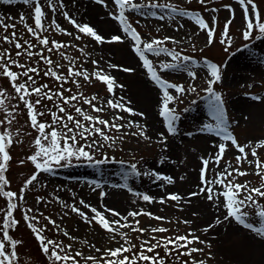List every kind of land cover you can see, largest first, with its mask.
I'll list each match as a JSON object with an SVG mask.
<instances>
[{
  "label": "rangeland",
  "instance_id": "rangeland-1",
  "mask_svg": "<svg viewBox=\"0 0 264 264\" xmlns=\"http://www.w3.org/2000/svg\"><path fill=\"white\" fill-rule=\"evenodd\" d=\"M133 2L141 5L172 4L178 9L177 13L171 15L169 9H153L151 7H143L139 10L126 9L125 12L143 42H149L153 38L163 40L165 37H171L172 39L166 40L163 46L169 51L179 53L181 57L191 58L189 61L178 62L173 61L172 57L166 53H161L160 56L146 53L163 79L169 83L182 85L186 89L183 94L177 93L175 89H169L170 93L176 97L169 107L175 108L176 115L179 117L175 121L177 129L175 134L167 132L164 118L159 115L162 90L150 80L146 69L142 67V62L133 49L134 42L122 33L118 21L109 16L110 12L118 14L113 0H105L107 7L97 3L96 0H63L65 6L63 9H59V0H56L57 11L55 13L47 8V0H41L42 7L45 9L44 23L47 31H37L42 37H48L49 47L52 46L51 41L53 40L68 45L58 51L54 49L52 52H48L47 48L39 45L24 26L25 23L32 27L35 26L32 18L34 5H25L23 0H15L12 4L0 0V16L4 17L6 24H15V28H9L7 32L0 27V52L7 50V54L12 59H16L28 67L39 69V75L30 74L36 80V84L33 86L47 84L49 89L54 92L63 91L64 96L83 93L85 97L91 98L96 95L98 99L94 103L97 106L105 107L101 113L93 112L91 107L84 105L82 101L73 103L77 107H82L88 114L99 116L110 122L114 115L123 116L124 119L116 121V123L127 124L128 121L138 123L144 127L145 135L148 137L145 139L141 136H132L130 133L137 131L135 127L122 128L119 132L105 129L108 135L116 138L115 143L113 144L111 140L104 141L96 136L94 139L98 141L97 146L85 149L93 154L95 160L106 157L107 160L104 164L96 165L84 160H73L72 164L67 167L53 166L51 172H41L37 181L26 187V181L37 171L28 157L36 151L34 140L38 133L30 126L27 109L18 99L10 80L0 76V91H3L7 97L5 107L15 116L11 125L5 123L0 126V131L7 129L13 138V143L8 149L12 159L9 161L8 170L5 173L9 183L4 189L17 193L13 202L18 207L14 210L13 216L19 223L15 228L9 229V232L14 239L22 243L16 248L17 257L13 264H53L48 256L41 251L39 242L24 220V213L29 208L33 210L29 215L39 217V224H36L35 221L33 224H36L37 227L47 225L43 232L46 239L63 242L64 245L71 244L70 250L65 249L69 255L75 256L76 252L83 253L82 256L76 257L79 264H92V261L85 259L88 256H95L97 260H100L105 249L118 247L124 241L119 235H116L115 241L111 240L110 236L114 234L103 230L95 222L89 225L78 214L71 212L70 208H65L62 205L75 204L90 218L93 215L90 209L79 203L80 200H83L86 205L103 212L107 219H119L99 205V202L111 201V199L117 203L111 202L109 206L115 207L113 210L121 213V216H126L130 211L143 209L146 212H151L154 216L165 218L161 221L140 215L135 218V220H139L140 228L165 227L168 229L166 233L148 231L143 234L134 233L131 228L121 229L128 234L132 244L136 245L133 253L124 255L131 256L139 252L141 241L150 240L153 235L157 238L172 237L186 235L191 231L205 243H194L189 247H196L203 251L177 258L178 252L166 255L163 248H157L156 252L164 258L165 264H185V262L186 264H195L201 260L205 264H264V238L257 236L253 231L244 228L231 218L215 225L208 232H204L203 229L209 223H214L217 216L223 220L226 209L216 207V202L208 201L204 194L194 197L189 195L199 191L201 158L211 160L218 151L219 143L228 144V148L219 167L214 162L209 164L208 178H214L215 173L218 170H223L226 164L230 163L232 167H236L235 157L239 155L230 142L223 141L221 136H217L215 132H210L205 128L208 124L213 126L216 124L215 119L209 114V94L204 91L208 86L207 80L210 78L203 66L205 61L222 66V79L213 85V89L222 96L225 121L230 133L240 145L249 142L254 145L256 142L264 140V37L257 39L256 37L260 34L258 31H254L250 40L243 39L244 21L242 10L236 0H206L203 5L199 3V0H133ZM255 3L262 21H264V0H255ZM225 5H231L234 9V17ZM180 9L200 14L210 26L211 18H216V33L213 43H207L206 34L190 17L180 15ZM213 9H217V11H213ZM62 11H67L79 24L90 25L106 40H109L112 35H122L123 41L96 43L92 38L79 33L69 24L61 14ZM153 11L156 12L155 16L150 14ZM22 13L25 15L24 22L20 20ZM162 15L164 19H160ZM53 19L62 29L72 32L73 35L68 36L63 32L56 31L54 27H49ZM227 19H233V23L229 25L228 29V34L231 37L230 46L221 43V40L225 39L223 30ZM13 31L20 43L23 44L24 40H28L35 45L31 49L34 53L43 50L42 54L53 61L51 67L58 74L67 76L70 62L75 61L77 69H86L90 74L97 68L103 69L106 74L115 78L117 84L123 85V88H116L115 95H112L107 92L105 84L94 78L89 82L82 77H75L64 83L44 76V71L49 67L44 61L37 56L32 58L16 57L17 49H15L14 42L9 43L3 40L5 35L11 38ZM76 35H80L81 39H74ZM61 52L64 53L63 56L60 55ZM93 60L98 64H92ZM163 63H180L181 68L163 70L161 69ZM112 64L118 67L111 68ZM56 65H60V67L57 68ZM185 66H187V70H184ZM11 67L17 73L23 71L14 65ZM122 68H130L134 71L124 72L121 70ZM188 71L196 73L195 79L188 74ZM26 79V77H20L17 82L23 83ZM72 79L79 81L80 88L72 83ZM62 83L63 88H61ZM189 87H195L196 91H187ZM67 89H71V92ZM147 90L154 93L153 97L147 94L143 95ZM256 96L261 99H253ZM121 97L124 98L122 102L135 112L143 113V116L131 115L106 107L108 99L116 100ZM29 99L34 102L38 97L33 95ZM56 103L62 102L54 98L53 101L42 100L41 105L37 106L38 111L45 113L43 117L39 118L41 122L51 123V115L48 110L56 111ZM145 106L152 108L159 129L157 131L164 133L167 138L163 144L158 142L160 133L153 132V124L150 122L148 114L146 115ZM67 111L78 119H82L75 113L74 108L68 107ZM6 115L7 113L0 109V119H4ZM124 133L129 134L124 135ZM90 142L91 140L79 141L80 144ZM257 153L260 160L264 161V148L257 149ZM248 158L249 160L254 159L250 154ZM21 160L24 161L23 164L20 163ZM132 164H136V171L140 173L139 175L131 174ZM240 168L248 171L249 174L244 177H236L235 182H247L250 187L260 186L262 181L259 176L255 175L254 166L244 163L240 165ZM146 172L171 176L174 182L168 184L164 180H156L155 176L145 175ZM21 189H24L23 200L19 199ZM216 190L220 191L219 188ZM101 192L105 193L103 197ZM137 193L140 195H136ZM169 193L179 194L182 199L180 201L167 200L161 204L159 200ZM144 194L153 197V202L143 201L142 195ZM37 197L42 198L40 203H37ZM255 199L260 206H264V198L255 197ZM0 209L5 211L7 209V198L3 196H0ZM244 210L248 213L246 221L260 220L258 216L254 215L259 211L258 207L247 206ZM3 215L4 212L0 211V225H2ZM44 217L55 220L61 230L48 224ZM185 220L191 223H183ZM129 222L134 224V219L129 217ZM260 226L261 224L254 223V227ZM64 230L69 233L68 237L63 235ZM71 237H75V239H71ZM0 238H2V233H0ZM97 248L101 251L97 252L95 250ZM179 251L183 252L186 249ZM63 254L61 253V255ZM146 254L153 255L154 253ZM140 264H144V262H140Z\"/></svg>",
  "mask_w": 264,
  "mask_h": 264
},
{
  "label": "snow or ice",
  "instance_id": "snow-or-ice-1",
  "mask_svg": "<svg viewBox=\"0 0 264 264\" xmlns=\"http://www.w3.org/2000/svg\"><path fill=\"white\" fill-rule=\"evenodd\" d=\"M15 0H4V3L12 4ZM97 3L104 5L107 7L105 0H96ZM206 0H199L200 4H205ZM25 5H34L32 8V18L34 19V27L29 26L27 23L24 24L27 32L34 37L39 45L47 48L48 52H52L55 50H60L61 48L68 47L67 44L57 42L55 40L51 41V47H49L50 41L47 36H41V32L47 31V28L44 23L45 18V9L42 7L41 0H23ZM113 3L118 9V14H114L112 12L109 13L114 20L118 21L120 29L123 34H126L131 38L133 43V49L136 55L139 57L142 62V67L146 69V72L151 81L162 90L161 97V107L159 111V115L164 118L166 123V129L169 134H175L177 129L175 127V121L179 119L176 115L175 108L169 107V105L176 99V97L170 93L169 89H175L177 93L183 94L186 89L182 85H177L173 83H169L167 80L163 79L160 74H158L156 68L153 66L151 60L148 59L146 53H152L155 56H160L161 53H166L167 55L172 57L173 61H189L191 58L188 56L181 57L179 53L169 51L166 47H164V42L166 40L172 39L171 37H165L163 40L160 39H151L149 42H143L141 40L140 34L137 32L136 28L132 26L129 22L128 17L125 12L127 10H139L143 7H151L153 9H169L170 15L177 13L178 9L172 4H157L152 3L150 5H141L138 3H134L133 0H113ZM237 5L242 10V18L244 21V29L242 31V36L244 40H250L253 36L254 31L259 32V36L256 37L259 39L260 37H264V21H262L260 12L258 10V6L255 3V0H236ZM59 9H63L64 3L63 0H59ZM226 8L229 9L230 12L233 13L234 17V9H232L231 5H225ZM47 8L50 9L53 13L57 11V3L56 0H47ZM251 8V12H250ZM213 11H217V9H213ZM79 33L92 38L96 43L103 44L113 43V42H122V35H112L109 40H106L105 37L99 35L97 31L88 24H79L74 18H72L67 11H62L61 13ZM151 15L155 16L156 12H151ZM179 14L182 16L190 17L191 20L199 27L201 31L206 34L207 43H213L214 35L216 33V18H211V26L198 13L189 12L183 9L179 10ZM160 19H164V16H160ZM21 22L25 21V15L22 13L20 15ZM233 23V19H227L224 25L223 35L225 37L224 40H221L222 44H231V37L228 34L229 25ZM0 27L4 29L5 32L9 28H15V24H6L4 22V17L0 16ZM49 27H54L56 31L63 32L68 36H72V32H68L65 29H62L61 26L53 19L51 25ZM74 39H81L80 35H76ZM3 40L9 43L14 42L16 57L27 56L28 58H32L34 56L39 57L40 60L44 61L49 67L46 71H44V76L52 77L57 82L67 83L70 78L82 77L85 81L91 82L94 78L103 84L106 85L107 92L115 95L116 88H123V85H119L116 83V80L113 76H110L105 73L103 69L97 68V70L93 71L91 74L86 69H77L75 67V61L70 62V66L67 70V76L58 74L56 70H53L51 67L53 61L44 56L41 50L40 52H33L31 49L35 47L34 44L30 43L28 40H24L23 44L20 43L16 39L15 31L12 32L11 38L8 35L3 37ZM27 45V47H25ZM247 47V45H245ZM83 51V49H81ZM61 56L64 55L63 52L60 53ZM68 59V57H65ZM92 64L97 65L98 62L93 60ZM193 64L195 62L193 61ZM16 66L19 69H22L20 73L12 70L11 66ZM204 68L207 70L209 74V79L207 80V87L204 89L209 94L208 99V108L209 114L215 119L216 124L213 126L212 124H208L205 128L210 132H215L217 136H221L223 141L230 142L231 146H233L239 155L235 157L236 167H232L231 164H226L223 170H218L215 173L214 178H208L207 173L209 172V164L214 162L217 167H219L221 161L224 158V154L228 148V144L219 143L217 145L218 151L216 154L210 159L201 158L202 167L200 169V185L199 191L192 192L190 196H199L201 194L205 195V198L208 201L216 202V207H223L226 209V213L223 216V220L217 216L214 223H209L207 227L203 229L204 232H208L215 225H219L224 221H228L230 218L236 221L239 225H242L244 228L253 231L257 236L264 238V206H260L255 197L264 198V161H261L257 149L264 148V140H260L256 142L254 145L252 142H249L245 145H240L235 137L228 130L226 121H225V112L223 108V100L220 93L215 92L213 89V85L220 82L222 79L221 65H217L215 63H210L205 61ZM57 68L60 65H56ZM111 68H117L118 66L115 64L110 65ZM180 63H163L161 64V69L163 70H176L180 69ZM124 72L134 71L130 68H122ZM184 70H187V66L184 67ZM39 75V69L36 67H28L26 64L19 63L18 60L12 59L8 54L7 50L5 52H0V76L6 77L10 80L12 84V88L14 89L17 97L20 101L23 102L24 107L27 109V115L30 122V126L36 130L38 135L34 140V145L36 151L33 155L28 157V160L32 162L35 169L37 170L31 177L26 181V187L28 185H32L33 182L37 181L38 175L41 172H51L53 166L58 167H67L72 164L73 160L80 161L84 160L91 164H104L107 160L100 159L95 160L92 153L86 151V148H94L97 146L98 141L94 139V137L99 136L104 141L111 140L113 144L115 143V139L112 136L108 135L105 131L107 130H116L119 132L122 128H131L135 127L137 131H133L130 134L132 136H141L145 139L148 137L145 135L144 127L138 123L133 121H128L127 124H119L116 121L123 120L124 117L120 115H114L112 121L110 122L107 119H102L99 116H93L88 114L82 107H77L73 102L82 101L84 105H88L91 107L92 111L95 113H101L105 110L104 106H97L94 101H97L98 97L93 95L91 98L85 97L83 93H77L70 96H64L63 91H52L49 89L47 84H43L40 86H33L36 84V80L33 75ZM188 74L195 79L196 73L192 71H188ZM20 77H26V81L23 83H18L17 81ZM30 82V83H29ZM72 83L76 85L77 88H80V83L76 79H72ZM61 88H63V83L61 84ZM67 91L71 92V89H67ZM187 91L195 92V87H189ZM35 95L38 97L34 102H32L29 97ZM6 94L3 91H0V109H3L7 115L4 119H0V126L7 123L11 125L15 116L12 112L8 111L5 107V99ZM54 98L58 99L62 103H56V111L48 110L51 115V123H45L40 121V117L45 115L44 112H40L37 110V106L41 105L42 100L53 101ZM123 97L120 99H108L106 101V107L119 110L122 112H127L131 115H140L143 116V113L135 112L131 107L127 106L123 101ZM255 100H260L259 96L253 97ZM68 107L74 108L75 113L81 117L82 119H78L76 116L70 114L67 111ZM59 113V114H58ZM62 114V115H61ZM9 117H11L9 119ZM87 122V123H85ZM129 133H124V135H128ZM122 139L123 137H119ZM167 138L164 133H160L159 143H164ZM91 140L90 143L80 144L79 141ZM13 143L12 134L4 129L0 131V196L7 198V209H0V211L4 212L2 217V225H0V233H2V238H0V264H13L14 260L17 257L16 248L22 242L14 239L9 232V229H13L19 223L13 216L14 210L17 209L18 205L13 202L17 197L16 192L6 191L5 186L8 185L9 181L5 176L6 171L8 170L9 161L12 159L9 154V147ZM247 150V151H246ZM249 154L254 159L249 160ZM163 162V161H161ZM21 164L24 163L23 160L20 161ZM247 163L250 166H254L255 175L259 176L261 179V184L259 187H250L247 182L238 183L235 182L236 177H244L249 173L246 170H241L240 165ZM133 175H139L140 173L136 171V164L131 165ZM145 175L155 176L156 180H164L168 184H172L173 178L171 176H164L156 172H146ZM183 179V177H181ZM99 187V185H97ZM219 188L218 192L216 189ZM24 189H21V195L19 196L20 200L24 199L23 195ZM105 193L101 192V196L103 197ZM136 195H140L137 193ZM222 198V199H221ZM40 197H37V203L41 202ZM58 199V198H57ZM143 201L153 202V197L144 194L142 195ZM182 197L179 194L169 193L166 197H162L159 202L161 204L165 203L167 200L170 201H180ZM79 203L89 208L91 213L93 214L90 218L89 216L81 211L79 207L75 204H63L62 206L65 208H70L71 212L78 214L86 223L91 225L95 222L100 226L103 230L108 233H112L114 235L110 236V239L115 241L116 235H119L120 238L124 241L118 247L108 248L104 250L103 256H101L100 260H97L95 256H88L85 259L92 261V264H140V262H144V264H165L164 258L159 256V253L156 252L157 248H163L166 255H172L174 252H178L179 256L188 255L191 256L192 253L203 251V249H199L196 247H189L194 243H205V241L200 240V237L195 235L193 232L189 231L186 235H175L172 237L164 236L157 238L155 235L151 236L149 239H144L141 241L139 248L140 251L129 256L124 255L125 253H133V249L136 248L135 244L128 238V234L126 232L121 231V229L131 228L132 232H139L141 234L150 231L151 233H166L168 231L165 227H151V228H140L139 220H135L136 217L140 215L148 216L151 219L155 220H164V217L154 216L151 212H146L143 209L139 211H130L126 216H121V214L113 209H106V211L110 212L112 216L119 217V219L109 220L105 217L104 213L98 211L95 207H91L90 205H86L83 200H80ZM247 206H255L259 208V211L255 212L254 215L260 218L259 221L248 222L246 221V217L248 215L247 211L244 209ZM32 209L29 208L24 213V220L27 223L29 229H31L34 234L36 240L39 242L41 251L48 256L49 260L53 262V264H79L76 260V257L82 256L83 253L76 252L75 256L69 255L65 249H71L72 245H64L63 242H57L53 239H46L43 235L44 230L47 228V225L43 227H37L36 224H39V217L36 215H29L32 213ZM67 215V212H65ZM129 217L134 219V224L129 222ZM48 224L53 225L57 230H61L59 225H57L56 221L51 219L50 217H44ZM33 221L36 224H33ZM185 224L191 223L190 221H183ZM254 223L261 224L260 227H254ZM63 235L68 237L69 233L64 230ZM71 239H75V237H71ZM152 241H155L154 243ZM7 246V247H6ZM210 247V245H209ZM180 249H186V251H179ZM97 252L101 250L99 248L95 249ZM61 253H64L61 255ZM146 253H154L153 255H147ZM186 264V262H185ZM195 264H205L203 260L195 262Z\"/></svg>",
  "mask_w": 264,
  "mask_h": 264
},
{
  "label": "bare ground",
  "instance_id": "bare-ground-1",
  "mask_svg": "<svg viewBox=\"0 0 264 264\" xmlns=\"http://www.w3.org/2000/svg\"><path fill=\"white\" fill-rule=\"evenodd\" d=\"M129 59V58H128ZM130 60H132V59H130ZM132 61H134V60H132ZM149 95V96H151V97H153V94L154 93H150L148 90L146 91V92H144L143 93V95ZM145 112H146V115L148 114V117H149V120H150V122L153 124V132H155V133H160V132H158L157 130H159L158 129V127H157V122H156V119L154 118V115H153V110H152V108H150V107H147V106H145ZM145 115V116H146ZM111 202H113V203H117V202H115V201H113L112 199H111V201L109 200H107V201H104V202H99V205L101 206V207H103L104 209H105V211H106V209H114L115 207H113V206H109L110 205V203ZM123 210V209H122ZM108 212V211H107ZM124 213V212H123ZM121 214V213H120ZM123 215V214H122ZM124 216V215H123Z\"/></svg>",
  "mask_w": 264,
  "mask_h": 264
}]
</instances>
